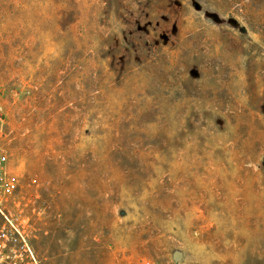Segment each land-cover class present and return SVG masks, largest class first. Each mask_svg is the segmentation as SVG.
Masks as SVG:
<instances>
[{
	"label": "rangeland",
	"instance_id": "rangeland-1",
	"mask_svg": "<svg viewBox=\"0 0 264 264\" xmlns=\"http://www.w3.org/2000/svg\"><path fill=\"white\" fill-rule=\"evenodd\" d=\"M0 152L42 264H264V0H0Z\"/></svg>",
	"mask_w": 264,
	"mask_h": 264
},
{
	"label": "built area",
	"instance_id": "built-area-1",
	"mask_svg": "<svg viewBox=\"0 0 264 264\" xmlns=\"http://www.w3.org/2000/svg\"><path fill=\"white\" fill-rule=\"evenodd\" d=\"M30 194L0 152V264H42L35 244L45 234L41 219L54 211L57 198L47 186Z\"/></svg>",
	"mask_w": 264,
	"mask_h": 264
},
{
	"label": "water",
	"instance_id": "water-1",
	"mask_svg": "<svg viewBox=\"0 0 264 264\" xmlns=\"http://www.w3.org/2000/svg\"><path fill=\"white\" fill-rule=\"evenodd\" d=\"M178 255H179V254L177 253L175 256L178 257Z\"/></svg>",
	"mask_w": 264,
	"mask_h": 264
}]
</instances>
